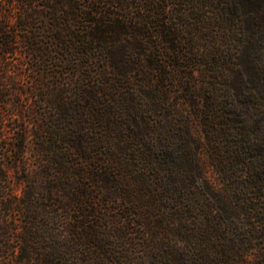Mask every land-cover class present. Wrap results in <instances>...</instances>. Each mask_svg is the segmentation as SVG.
<instances>
[{
    "label": "rangeland",
    "instance_id": "374dc122",
    "mask_svg": "<svg viewBox=\"0 0 264 264\" xmlns=\"http://www.w3.org/2000/svg\"><path fill=\"white\" fill-rule=\"evenodd\" d=\"M237 1L244 7L254 0ZM226 2L232 6L236 1ZM190 6L182 0L172 9L179 12L177 34L186 38L179 50L186 56L174 62L167 53L161 64L164 74L157 69L159 61L144 56L140 63L122 62L131 70L121 77L102 73L112 63L95 42L73 41L62 47L49 40L45 47L37 46V56L47 61L44 69H31L14 7L9 27L18 40L6 55V77L0 74V91L8 89L6 100L0 98V155L14 181L31 176L42 186L49 179L69 178L77 188L90 191L91 202H115L135 214L133 256H141V264H198L187 251L192 238L210 246L209 264H264V214L259 211L264 200L247 181L251 159L241 153L236 130L222 117L224 76L211 71L224 61L225 48L232 47L237 65L230 90H248L254 115H264L255 97L258 92L264 95V83L249 76L244 35L237 31L225 43L226 30L217 25L215 14L220 2H206L201 15ZM172 17L164 14V21ZM237 17L244 25L258 21L255 12H239ZM208 19L213 24L204 23ZM128 28L132 36L136 27ZM108 36L118 51L115 34ZM3 38L0 34V43ZM255 60L264 64V53ZM23 136L24 149H18ZM71 136L82 150L69 145ZM113 172L118 174L114 181ZM24 183L14 182L16 193ZM245 197L254 199L251 208L241 206ZM221 198L234 207L233 214L223 210ZM202 206L212 207L216 215L211 217ZM177 207L197 209L179 216ZM249 210L251 218L245 214ZM182 221L187 234L176 229Z\"/></svg>",
    "mask_w": 264,
    "mask_h": 264
},
{
    "label": "trees",
    "instance_id": "16d2710c",
    "mask_svg": "<svg viewBox=\"0 0 264 264\" xmlns=\"http://www.w3.org/2000/svg\"><path fill=\"white\" fill-rule=\"evenodd\" d=\"M17 1L18 6L15 0H0V34H4L0 43V74L5 77L8 72L6 55L14 50L18 40L9 27L14 7H18L16 12L19 13V40L27 50L31 69H44L47 61L39 59L37 46L45 47L49 40H55L62 47L70 46L73 41L79 45L95 42L94 45L102 48V57L112 63L111 69H104L102 73L115 77L130 73V67L122 62L140 63L144 56L151 62L159 61L157 69L164 74L161 64L167 53H171L167 58L174 62L186 56L179 50V44L186 39L177 34L179 12L172 10L182 0ZM184 1L190 2L191 10L201 15L198 12L206 11L209 0H203L204 4L200 0ZM217 1L221 6L215 12L216 22L226 30L225 43L231 42L237 31L244 35L243 42L248 44L242 53L246 52L252 66L249 76L253 74L257 84L264 83V64L255 60L256 55L264 53V0L248 2L244 7L238 6L237 0H233L236 2L232 6L226 0ZM246 11L257 14L255 24L244 25L239 21L237 14ZM164 14H170L173 19L165 22ZM212 22L209 19L204 21L208 25ZM130 24L136 27L132 36H129ZM87 28L91 29V34H82ZM109 34H115L121 44L118 51L112 49ZM156 37L157 43L154 41ZM252 39L262 46L254 47ZM231 51L232 47L225 48L224 61L211 72L224 76L226 91L220 103L224 112L222 117L226 126L231 125L236 130V145L241 153L251 159L252 171L247 181L258 190V198L264 200V115H254L251 111L248 90L231 92L229 79L233 66L237 65ZM191 59L194 61L195 57L191 56ZM119 60L121 64L117 63ZM38 64L42 67L39 68ZM247 81H252L251 77ZM7 95L8 89L0 91L2 100H6ZM255 97L257 104L264 109V95L258 92ZM22 138L18 149H24L25 137ZM69 145L74 150H82L75 136H71ZM117 175V172L111 173L110 179H118ZM63 178L49 179L42 186L31 176L14 181L9 165L0 155V264H141V256L139 259L133 256L136 252L133 242L135 214L115 202L108 205L91 202L88 200L92 196L90 191L81 190L74 185V180ZM24 180L21 193H16L14 182ZM106 196L110 197V191H106ZM221 200L223 210L233 214L234 207L228 205L225 198ZM253 202L254 199L245 197L241 206L248 208ZM259 206V211L264 214V201ZM196 209L177 207V214L183 216ZM201 210L211 217L216 215L212 207L202 206ZM252 213L249 210L245 214L251 218ZM186 227L182 221L176 229L187 234ZM192 241L193 246L191 248L189 242L187 251L195 256L198 264L213 261L208 257L211 254L208 244L193 238Z\"/></svg>",
    "mask_w": 264,
    "mask_h": 264
}]
</instances>
